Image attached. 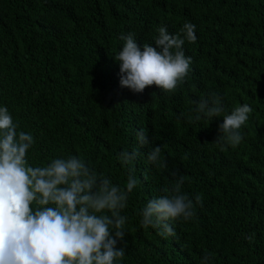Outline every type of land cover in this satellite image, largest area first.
<instances>
[{
  "label": "trees",
  "instance_id": "16d2710c",
  "mask_svg": "<svg viewBox=\"0 0 264 264\" xmlns=\"http://www.w3.org/2000/svg\"><path fill=\"white\" fill-rule=\"evenodd\" d=\"M186 22L197 40L185 41L192 63L174 93L120 86L122 35L143 50L161 26L175 35ZM210 93L225 113L253 109L235 149L215 141L223 117L188 120ZM0 106L34 136L32 166L76 155L121 187L131 170L117 264H202L205 253L211 264H264V0H0ZM141 129L149 145L122 166ZM155 146L167 168L148 163ZM180 177L183 193L203 197L194 218L173 222L175 236L143 228L141 210Z\"/></svg>",
  "mask_w": 264,
  "mask_h": 264
},
{
  "label": "clouds",
  "instance_id": "9594fccd",
  "mask_svg": "<svg viewBox=\"0 0 264 264\" xmlns=\"http://www.w3.org/2000/svg\"><path fill=\"white\" fill-rule=\"evenodd\" d=\"M122 49L114 57L119 64L120 86L143 93L156 86L164 93H174L190 71L191 57L183 51L185 41L195 43V25L186 22L180 32L170 34L158 29L153 44L136 42L134 33L122 35ZM190 123L205 118L223 117L216 142L220 150L235 149L241 144L242 127L253 109L248 104L225 113L221 98L210 93L201 98ZM138 144L132 151H121L119 161L127 166L149 145L147 131L137 133ZM35 143L30 132L19 130L7 106H0V264H117L125 248H117L125 236L129 194L138 180L129 171L126 184H113L97 173L82 158L72 155L56 158L46 166H32L29 149ZM149 164L167 168L161 158V147L150 148ZM175 175V173H173ZM183 177L164 195L151 199L141 210L143 228L158 229L159 235L175 236L173 222L189 221L202 206L203 197L194 200L182 192ZM246 239L251 242L252 236ZM213 254L205 253L202 264H211Z\"/></svg>",
  "mask_w": 264,
  "mask_h": 264
}]
</instances>
